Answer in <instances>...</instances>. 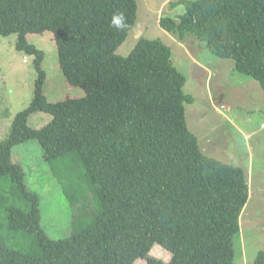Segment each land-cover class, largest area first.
<instances>
[{"label": "trees", "instance_id": "obj_1", "mask_svg": "<svg viewBox=\"0 0 264 264\" xmlns=\"http://www.w3.org/2000/svg\"><path fill=\"white\" fill-rule=\"evenodd\" d=\"M176 5L184 13L161 18V27L181 40L195 34L264 93V0ZM137 12V0H0V36L17 35L16 49L33 56L37 70L34 99L0 144V204L7 220L6 230L0 220V264H234L249 198L245 170L201 151L185 116L193 97L184 92L186 78L173 66L168 45L139 37L127 57L117 55ZM118 13L126 21L122 30L112 26ZM48 32L66 81L85 96L47 99L45 56L29 37ZM35 113L51 119L32 127ZM32 140L52 167L67 159L68 169L74 162L83 168L84 186L64 191L71 205H79L82 188L96 204L91 211L83 203L71 233L59 239L45 231L41 198L12 160V149ZM57 176L67 178L59 170ZM7 228L31 239V251L11 246ZM157 244L172 254L170 262L151 256ZM253 264H264V251Z\"/></svg>", "mask_w": 264, "mask_h": 264}, {"label": "rangeland", "instance_id": "obj_2", "mask_svg": "<svg viewBox=\"0 0 264 264\" xmlns=\"http://www.w3.org/2000/svg\"><path fill=\"white\" fill-rule=\"evenodd\" d=\"M178 1L137 0L135 26L116 53L127 57L139 37L159 39L170 48L173 66L186 78L184 92L193 97V103L185 104V116L201 151L223 163L242 167L251 181L248 202L240 217L241 231L235 242L234 264H253L258 251H264L263 89L257 80L236 71L232 59L213 54L195 34L185 33L181 40L178 35L170 34L161 27V18L177 19L184 13L183 5L172 6ZM16 42L17 35L0 36V144L10 135L17 113L28 107L35 95L37 70L34 57L18 51ZM29 42L44 53L42 66L47 76L44 93L50 102L85 96L82 88L66 81L50 32L31 36ZM50 119L51 116L46 113H35L29 124L41 128ZM12 155L13 162L21 165L25 171L28 188L41 198L43 227L52 238L68 235L72 230V217L82 214L80 206L83 203L87 209L95 210L93 196L86 188H82L84 197H81L76 209L66 198V185L85 184L84 170L77 167L75 162L72 169L66 167L69 166L67 159L54 162L52 167L44 161L43 151L36 140L15 146ZM58 170L61 174H67V178L57 176ZM2 212L0 204V220L6 230L7 220L2 219ZM7 230L9 232L5 231V234L10 237L11 246L31 251V239ZM151 256L165 263L172 259V254L158 244L151 250ZM135 264L146 262L140 259Z\"/></svg>", "mask_w": 264, "mask_h": 264}, {"label": "clouds", "instance_id": "obj_3", "mask_svg": "<svg viewBox=\"0 0 264 264\" xmlns=\"http://www.w3.org/2000/svg\"><path fill=\"white\" fill-rule=\"evenodd\" d=\"M112 26L117 30H122L126 27L125 17L122 13H118L112 18ZM26 62V60H24ZM250 189V188H249Z\"/></svg>", "mask_w": 264, "mask_h": 264}, {"label": "crops", "instance_id": "obj_4", "mask_svg": "<svg viewBox=\"0 0 264 264\" xmlns=\"http://www.w3.org/2000/svg\"><path fill=\"white\" fill-rule=\"evenodd\" d=\"M250 179L248 178V184H249V188L251 189V183H250Z\"/></svg>", "mask_w": 264, "mask_h": 264}]
</instances>
